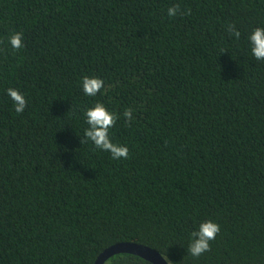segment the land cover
<instances>
[{"label":"trees","instance_id":"obj_1","mask_svg":"<svg viewBox=\"0 0 264 264\" xmlns=\"http://www.w3.org/2000/svg\"><path fill=\"white\" fill-rule=\"evenodd\" d=\"M176 4L187 14L169 17ZM255 28L264 0H0V264H94L124 242L172 264H264ZM86 76L104 81L95 96ZM96 103L117 115L109 136L128 159L85 137ZM209 220L220 232L194 258L191 233Z\"/></svg>","mask_w":264,"mask_h":264},{"label":"clouds","instance_id":"obj_2","mask_svg":"<svg viewBox=\"0 0 264 264\" xmlns=\"http://www.w3.org/2000/svg\"><path fill=\"white\" fill-rule=\"evenodd\" d=\"M181 13L178 4L170 6L167 10L169 17H175ZM187 14V13H181ZM231 35L237 39L240 32L235 29L234 25L228 27ZM251 44V52L256 60L264 59V28H255L248 37ZM9 43L14 50H19L24 47L23 34L20 32L13 33L9 37ZM104 87V81L97 77H84L82 79V88L84 94L87 96H95ZM8 96L13 101L14 110L17 114L22 113L26 107V99L22 93L16 89L9 88L7 90ZM124 117L132 120V109H126L123 113ZM86 122L89 128L85 131V137L90 140L94 145L104 151H109L113 159H128L129 150L126 146H120L113 143L109 136L110 129L115 125L117 115L110 112L103 104L96 103L93 107L85 111ZM83 143V141L81 142ZM220 232L219 224L213 221L202 222L196 231L191 233V243L188 245L187 252L194 258H199L205 252L210 251V242L216 239L217 234ZM164 264H172L168 256L161 254Z\"/></svg>","mask_w":264,"mask_h":264},{"label":"water","instance_id":"obj_3","mask_svg":"<svg viewBox=\"0 0 264 264\" xmlns=\"http://www.w3.org/2000/svg\"><path fill=\"white\" fill-rule=\"evenodd\" d=\"M117 254H131L138 256L151 264H164L161 254L158 251L133 242L117 243L108 247L97 256L94 264H105L109 258Z\"/></svg>","mask_w":264,"mask_h":264}]
</instances>
